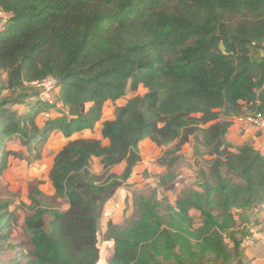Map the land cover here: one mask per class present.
<instances>
[{"label": "trees", "instance_id": "obj_1", "mask_svg": "<svg viewBox=\"0 0 264 264\" xmlns=\"http://www.w3.org/2000/svg\"><path fill=\"white\" fill-rule=\"evenodd\" d=\"M0 12V176L10 156L32 164L52 133L91 130L106 102L146 90L102 123L108 145L69 140L55 155L53 199L68 209H46L31 191L22 226L30 264L99 262L104 207L146 139L165 148L157 160L165 172L157 188L133 193L131 216L108 223L107 264H245L244 241L264 210V154L248 143L232 151L226 134L233 118L264 109V0H0ZM47 78L62 112L39 126L42 103L14 107L37 99L33 83ZM12 138L25 153L6 149ZM185 145L196 180L171 204L158 195L175 189ZM119 165L120 175L110 173ZM14 217L0 203V243Z\"/></svg>", "mask_w": 264, "mask_h": 264}, {"label": "rangeland", "instance_id": "obj_2", "mask_svg": "<svg viewBox=\"0 0 264 264\" xmlns=\"http://www.w3.org/2000/svg\"><path fill=\"white\" fill-rule=\"evenodd\" d=\"M6 16L0 12V25L5 24ZM146 90L140 86L136 92L127 91L125 99H131L134 96L145 94ZM49 97L38 95L37 99H29L25 102V104L20 106H15L18 112L22 113L27 111L32 105L35 103H42L40 105L41 112L37 116L36 122L39 126H43V124L49 119L53 118L52 114H59L61 116V110L57 107L52 106L47 100ZM44 104V105H43ZM119 106L116 105V101L106 102L104 112L105 115L102 117L103 119H112L114 118L115 110ZM88 106L86 107V109ZM49 116V118H47ZM94 128V127H93ZM60 133L61 132H57ZM53 134V133H52ZM51 134V135H52ZM50 135V137H51ZM55 135L48 141L46 144L40 148L41 156L40 159L29 164L24 159H20L17 157H9L8 166L5 171L0 176V203H7L9 205V211L15 212V217L13 222L10 224L8 228L9 238L8 240L0 243V264H30V257L28 255L29 248L27 245V241L25 235L22 230L24 218L27 215L26 208L31 205L32 199L35 198L32 196L31 191L37 189L41 192L42 196L38 197L37 200L40 201L41 205L49 209L51 207H55L61 210H65L67 208V204L63 203L60 200H54V189L52 187L51 182L48 178V173L50 170L49 163L51 162V157L49 155H45L46 147L50 144H54L57 142V138ZM72 138V137H71ZM70 138V139H71ZM67 139V138H65ZM69 139V140H70ZM104 140V139H102ZM102 140L101 143H102ZM49 142V143H48ZM68 142V141H67ZM108 142V141H107ZM156 147V146H155ZM143 149L148 148V152H150L149 156H151V161L147 162L146 168L139 165V172L137 174H133L132 180L133 183L130 187L123 186L129 188L128 192L131 195V199L125 200L124 209L122 212V207L118 210L119 217H115L112 221H118L121 224L125 218L131 216L133 212L132 208V196L133 193L144 192L147 193L149 189L157 188L159 176H161L165 172V167L159 164H156V161L153 159V150L150 148V144L146 146H142ZM158 148V147H156ZM6 149L8 151H14L17 153H25L26 148L22 145L21 141L16 138H12L7 141ZM162 149V150H161ZM162 153L165 151V148H161ZM184 155L186 156V161L182 164H179L176 168V187L174 190H169L162 194V190L160 189V194L158 197L160 199L164 197L167 198L168 202L174 204L178 194L182 190L183 186L190 185L195 182L196 172L198 167L194 164V159L192 158V146L185 145L183 147ZM45 155V156H44ZM148 156V158H149ZM98 158H93L91 161V170L94 174L100 175L102 174L101 170H98L100 166ZM124 165L115 166L110 170V173L120 175L123 171ZM155 168H160L164 170L163 172L158 173L154 171ZM96 170H98L96 172ZM179 176L182 178L179 179ZM120 188V189H122ZM131 202V203H130ZM122 214V215H121ZM195 218V223L198 225L199 216H195L196 213H192ZM108 218H104L102 216L99 223V252L100 259L97 264H107L110 259L113 251V245L110 241L105 240L104 235L107 231ZM259 235V234H258ZM260 239V238H258ZM259 242V241H257ZM245 253V249H244ZM253 256H256L253 259H249L245 254L244 263L245 264H264V245L263 243H255L253 246Z\"/></svg>", "mask_w": 264, "mask_h": 264}, {"label": "crops", "instance_id": "obj_3", "mask_svg": "<svg viewBox=\"0 0 264 264\" xmlns=\"http://www.w3.org/2000/svg\"><path fill=\"white\" fill-rule=\"evenodd\" d=\"M128 100H130V99L129 98L125 99V101H124V99H119L116 101V105L119 107H122L127 103ZM105 104L103 107V113H102L101 119L95 124L94 128L91 130H85V131H82L80 133H76L72 136V138L70 140H79V139L102 140V136H101L102 123L105 121L111 120V118L110 119H107V118L103 119L102 118L105 115V112H104ZM52 117L57 118L60 116H59V114H52ZM238 119L239 118H233L232 119V125L226 134V141L230 145H232V148H233L232 151H235L236 148L242 146L245 143H248L253 148L258 150L260 153L264 154V132L258 131L255 128L251 127L250 125H248L244 122H240ZM54 134H56L55 138H57V142L54 144H50L49 146L47 145V147L45 148L46 149L45 155H49V157H51V162L49 163L50 168L52 166L53 159H54L55 155L61 150V148L63 146H65L67 144V141H69V139L64 138L62 133L60 135V133H57V132H54L51 135L50 139L54 136ZM148 144H150V148L153 150L152 156H153L154 161H156V164H157V160L162 156V151H161L162 149L156 148L155 145L151 141L146 139L143 142H141L139 145L141 161L137 164V166L134 167L132 175H131L130 179L127 181V184L125 186L130 187L132 184H134L133 180H132V176H133V174H137L139 172L138 169H139L140 164L143 166V168H146L147 162L151 161V156H149L150 152H148L149 149L148 148H145V149L142 148V146H146ZM102 145L106 146V145H108V142L106 140H102ZM183 147H182L180 153L184 155ZM148 156H149V158H148ZM184 157H186V156L184 155ZM99 164H100V160H99ZM98 170H101V172H102V167H99ZM98 170H96V172ZM154 171H157L158 173H160V172H163L164 170H162L160 168H155ZM127 187H124L122 189H118L117 192L115 193V195L106 203L102 216L104 218L107 217L109 220L108 222H111L113 224H119L118 221L113 222L112 220L115 217H119L117 212L120 209V207H122L121 209L123 212V209L125 208L124 207L125 200L129 201L131 199L130 198L131 195L128 192L129 188H127ZM62 202L67 204V202H65V201H62ZM67 209H68V204H67V208L65 210H67ZM195 215H197V214H195ZM259 220L261 221V223L258 226L251 228L250 237L246 238V240L244 241L245 254L248 256L249 259H253L256 257V256H253V253H252L253 252V246L255 243H259V245H260V243H263V245H264V210L260 212ZM258 238H260V239H258ZM257 241H259V242H257Z\"/></svg>", "mask_w": 264, "mask_h": 264}, {"label": "built area", "instance_id": "obj_4", "mask_svg": "<svg viewBox=\"0 0 264 264\" xmlns=\"http://www.w3.org/2000/svg\"><path fill=\"white\" fill-rule=\"evenodd\" d=\"M33 86L38 92L40 93V96H47L49 97L47 100L52 106H55L57 108H61V105L55 103L53 94L56 90V82L52 78H47L46 80H43L41 82L33 83ZM49 118V116H47ZM240 122H244L251 127L255 128L258 131L264 132V109L262 112L254 115V116H246L241 117L238 119ZM182 177L179 176V179Z\"/></svg>", "mask_w": 264, "mask_h": 264}]
</instances>
